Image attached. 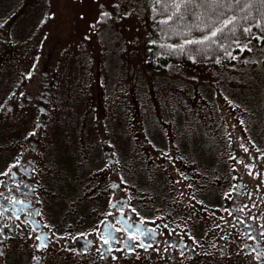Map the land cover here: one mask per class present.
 <instances>
[{
  "label": "rangeland",
  "instance_id": "rangeland-1",
  "mask_svg": "<svg viewBox=\"0 0 264 264\" xmlns=\"http://www.w3.org/2000/svg\"><path fill=\"white\" fill-rule=\"evenodd\" d=\"M153 39L146 0H0V109L41 68L54 71L42 182L68 233L108 208L107 148L154 224L195 222L209 247L221 237L212 199L229 214L239 181L245 205L264 212V48L247 43L248 54L217 68L160 71L147 65ZM192 186L205 191L196 204Z\"/></svg>",
  "mask_w": 264,
  "mask_h": 264
},
{
  "label": "flooded vegetation",
  "instance_id": "flooded-vegetation-1",
  "mask_svg": "<svg viewBox=\"0 0 264 264\" xmlns=\"http://www.w3.org/2000/svg\"><path fill=\"white\" fill-rule=\"evenodd\" d=\"M53 74L41 68L38 79L27 80L24 92L0 109V264H264V212L245 205L242 182L229 198V214L219 197L212 199L219 213L215 231L221 237L207 247L195 222L154 224L157 213L122 185L107 148L108 208L96 216L94 226L68 233L56 221L42 182L44 131L55 98ZM25 128L31 130L24 134ZM192 190L196 204L205 191L201 186ZM200 210L192 207L199 216ZM207 248L210 256L203 261Z\"/></svg>",
  "mask_w": 264,
  "mask_h": 264
},
{
  "label": "trees",
  "instance_id": "trees-1",
  "mask_svg": "<svg viewBox=\"0 0 264 264\" xmlns=\"http://www.w3.org/2000/svg\"><path fill=\"white\" fill-rule=\"evenodd\" d=\"M146 1L154 34L146 50L147 65L151 68L162 71L169 62L207 63L217 68L248 54L247 43L264 48V0H227L222 6H210L204 0ZM229 20L231 23L225 26L224 22ZM215 28L223 31L212 40L187 43L201 39Z\"/></svg>",
  "mask_w": 264,
  "mask_h": 264
},
{
  "label": "snow or ice",
  "instance_id": "snow-or-ice-1",
  "mask_svg": "<svg viewBox=\"0 0 264 264\" xmlns=\"http://www.w3.org/2000/svg\"><path fill=\"white\" fill-rule=\"evenodd\" d=\"M185 2H189V0H185ZM205 3L211 5H220L222 6L224 3L227 2V0H204ZM237 3H239V0H236ZM177 7H179V5H177ZM215 9L213 8V11ZM105 15H107V13H105ZM225 26L227 25V23H231V21H225ZM211 25L209 24V27ZM203 31V29H201ZM223 29L222 28H215L213 29L209 34L205 35L204 37H202L201 39L198 40H190L187 41V43H204L205 41H209L212 40L213 37L217 36L218 32H222ZM245 31H250V29H246ZM215 42V41H213ZM6 174V173H5ZM105 242L107 243V240H105Z\"/></svg>",
  "mask_w": 264,
  "mask_h": 264
}]
</instances>
